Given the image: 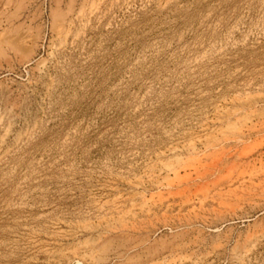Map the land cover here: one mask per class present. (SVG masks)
Returning <instances> with one entry per match:
<instances>
[{"label":"rangeland","instance_id":"obj_1","mask_svg":"<svg viewBox=\"0 0 264 264\" xmlns=\"http://www.w3.org/2000/svg\"><path fill=\"white\" fill-rule=\"evenodd\" d=\"M0 264H264V0H0Z\"/></svg>","mask_w":264,"mask_h":264},{"label":"bare ground","instance_id":"obj_2","mask_svg":"<svg viewBox=\"0 0 264 264\" xmlns=\"http://www.w3.org/2000/svg\"><path fill=\"white\" fill-rule=\"evenodd\" d=\"M236 111H237V110H236ZM239 116H240V115H239ZM237 118H238V117H237ZM235 120H236V119H235ZM246 122H247V121H246ZM256 124H257V123H256ZM257 126H259V125H257ZM228 128H229V127H228ZM231 128H232V126H231ZM250 128H251V127H250ZM224 129H225V128H224ZM243 129H244V128H243ZM229 130H230V129H229ZM232 130H233V129H232ZM238 130H239V128H238ZM257 146H258V145H257ZM180 148H181V147H180ZM245 148H246V147H245ZM223 151H224V150H223ZM242 152H243V150H242ZM221 153H222V152H221ZM225 153H226V152H225ZM202 154H203V153H202ZM202 154H201V155H202ZM223 154H224V153H223ZM245 154H247V153H245ZM214 156H215V155H214ZM239 156H240V154H239ZM218 157H219V156H218ZM221 157H222V154H221ZM227 157H228V156H227ZM215 158H216V157H215ZM220 160H221V159H220ZM220 160L218 159V161H220ZM213 161H214V160H213ZM181 162H182V161H181ZM216 162H217V161H216ZM182 163H183V162H182ZM188 163H189V162H188ZM188 163H187V164H188ZM211 163L213 164V163H215V162H211ZM217 163H218V162H217ZM193 165H194V164H193ZM210 165H211V164H210ZM233 165H234V164H233ZM180 166H181V165H180ZM214 166H215V165H214ZM218 166H219V165H218ZM188 167H189V165H187V169H188ZM167 168H168V167H167ZM184 168H185V167H183V169H184ZM190 168L196 172L197 169H198L199 167L196 168V166H195V168H194V166L192 167L191 164H190ZM190 168H189V169H190ZM234 168H235V167H234ZM169 169H170V168H169ZM172 169H173V168H172ZM189 169H188V170H189ZM206 169H207V168H206ZM184 170H185V169H184ZM201 170H202V169H201ZM201 170H200V171H201ZM210 170H211V169H210ZM164 171H166V169H165ZM211 171H213V170H211ZM211 171H210V172H211ZM231 171H232V170H231ZM167 172H168V170H167ZM171 172H172V171H171ZM195 172H194V173H195ZM204 172H205V171H204ZM206 172H207V171H206ZM165 173H166V172H165ZM175 173H176V172H175ZM187 173H188V172H186V174H187ZM167 174H168V173H167ZM170 174H171V173H170ZM188 174H189V173H188ZM202 174H203V172H202ZM240 174H241V173H240ZM184 175H185V172H184ZM199 175H200V174H199ZM238 175H239V174H238ZM168 176H169V175H168ZM173 176H174V175H173ZM176 176H177V175H176ZM182 176H183V175H182ZM226 176H227V175H226ZM240 176H242V175H240ZM240 176H239V177H240ZM174 177H175V176H174ZM177 177H178V176H177ZM184 177H185V176H184ZM186 177H187V176H186ZM187 178H189V177H187ZM190 178H191V177H190ZM190 178H189V179H190ZM196 178H197V176H196ZM171 179H172V178H171ZM198 179H199V178H198ZM162 180H164V178H163ZM174 180L177 181V180H176V177H175L173 180H170V181L172 182V181H174ZM182 180H183V179H182ZM170 181H169V182H170ZM165 184H166V183H165ZM172 184H173V183H172ZM172 184H170L169 186H172ZM167 187H168V185H167ZM198 189L200 190V188H197V190H198ZM168 192H169V191H168ZM179 192H180V191H179ZM199 192H200V191H199ZM201 192H202V191H201ZM189 193H190V192H189ZM169 194H170V193H169ZM179 194H180V193H179ZM179 194H178V195H179ZM181 194H182V193H181ZM195 194H196V193H195ZM157 195H158V194H157ZM220 195H221V194H220ZM169 196H171V195H169ZM174 196H175V195H174ZM228 205H229V204H228ZM81 257H83V256H81ZM88 258H89V257H88ZM91 258H92V257H91ZM81 260H82V259H81ZM89 262H90V261H89Z\"/></svg>","mask_w":264,"mask_h":264}]
</instances>
